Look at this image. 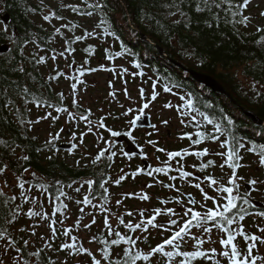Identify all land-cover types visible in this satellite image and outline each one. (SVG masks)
<instances>
[{
    "label": "trees",
    "instance_id": "1",
    "mask_svg": "<svg viewBox=\"0 0 264 264\" xmlns=\"http://www.w3.org/2000/svg\"><path fill=\"white\" fill-rule=\"evenodd\" d=\"M95 2L96 0H88V3ZM171 2L172 0H101V3L105 5L103 12H101L97 9L87 8L84 0H43V3L41 0H0V21L3 23L1 16L5 13H9L11 16L10 23L6 24L9 26L8 34L5 35L3 29H0V46L2 44L9 45L7 52H0V141L5 142L0 144V165L7 163L9 166L8 170L0 175V188H3L6 193L5 197H0V218L7 214L8 208L11 206V204L4 205L3 200L15 195L17 200L11 203L22 204L19 188L10 182L13 177L16 179L18 175L26 181V188L32 189L30 193L32 196H38L41 192L35 187L36 184L44 182L48 184L52 192H55V182L60 181V186L72 197L71 200L62 199L67 203L68 210H71L74 215H82L79 212L80 207L85 209L90 207L75 203L77 199H81L85 195H82V192L86 190L87 185L83 186L80 193L74 191L75 186L86 179L92 178L98 182L93 186L95 197L93 203L96 204L97 200L104 203L99 182L107 180L109 177L112 178L114 170V162L107 161L108 154L106 153L105 158L98 165H92V158H89L79 160L80 165L77 166V160L71 161L70 155L54 153L44 148L46 139H44L42 132L39 131L36 124L29 125L28 123L30 120H35L36 115L42 113V110H51L53 116H57L54 108L48 107L49 104L74 109L79 114H87L86 110L89 109H84L81 104H79L80 107L72 106L73 97L68 95L62 85V82L67 80L65 77H59L56 80L48 79L49 76L60 72L59 68L52 66V60L48 58L54 54L52 50L55 49L56 53H59L61 46L65 44V39L82 35L83 30L87 29L84 25L85 18L94 17L97 25L101 16H105L111 24L112 30L120 39L114 40L112 37L103 36L102 28H97L102 41L108 40V43L97 46L86 39L73 44L76 51L70 57L67 53L65 55L71 59V62L73 59L75 60L76 69L85 59L88 60L85 65L86 68H97L96 61L106 57L105 49L113 52L120 51V42L123 41L135 56L125 55L118 59L127 61L138 59L142 65L141 69L138 70L143 71L145 75L147 71H151L153 75L159 77L161 85L167 83L176 89L179 92L178 96L191 93L196 101L195 107L217 122L226 126V121H223L222 117L225 115L230 117L235 124L234 134L238 138H243L246 148L250 147L253 142L264 144V123H256L247 114V111L255 112L264 120V87H261L264 85V43H258L260 37L264 36V32L257 31L258 26L264 28V17L260 14L251 15L249 5L244 11V15H249L252 19L245 27L242 24L234 23L230 13L223 9L213 8L212 12L207 10L197 12V4L203 6L201 0H176L185 15L181 17L177 13L175 16H168L169 10L162 5ZM62 5L79 6V12H73L70 8ZM51 11H55L64 19L56 20L53 18L51 22L43 20V16ZM87 11H93V15L83 14ZM261 12H264V8ZM152 16L165 27L163 29L158 27L155 20L149 18ZM256 18L260 21L255 25L254 19ZM178 19L186 21L189 26L185 27L184 23L174 24L173 21ZM235 19H239V17ZM69 22L80 27L74 31L61 28L63 36L54 35L56 27L69 24ZM11 35L16 38L17 43L15 45L9 40ZM89 45L95 48L94 55L89 56L83 51ZM21 48L23 49V56L20 55ZM33 54H36L37 59L39 56H45L48 58L47 62L37 64L36 60L33 59ZM4 55H11L12 61L4 59ZM21 65L24 72L17 70ZM89 73L91 72H85V74ZM77 74L79 75L78 72ZM241 76L249 81L248 86L243 82ZM206 77L215 78L224 87L226 93L212 88L205 81ZM254 83L256 90H253L252 87ZM24 87L30 90L28 95L23 93ZM257 92L260 95H257ZM58 93L64 94L65 99L62 104L59 101ZM34 98L46 101L40 107L42 110L37 111L39 108L30 102ZM8 100L13 101V103L6 106ZM205 105H211V107H205ZM90 111L92 115L89 118L99 120L94 114L95 111H92L91 108ZM113 114H117V112ZM197 120H200L203 125L200 130L213 131V126L204 123L201 117H197ZM60 123V119L55 122L51 121V133L58 132ZM193 129L196 130L191 122L190 132L186 133H192ZM32 137H36V139H32ZM193 138L196 137L193 135ZM59 141H55V148H58L56 144ZM246 148L241 149L239 154L246 151ZM13 149H15L14 152ZM58 152H62L61 149H58ZM245 154H248V151ZM23 155H28L30 159L24 161L21 158ZM48 156H52V159H47ZM73 156L77 157L76 154ZM116 157H118V152ZM116 157L113 158V161ZM213 160L218 165L219 160ZM109 164H111L110 167ZM24 168H28L29 172L25 173ZM217 170L220 168L213 167L206 169L205 173H210L219 179L220 175L215 173ZM259 170L264 180V167L259 166ZM33 172L36 174L35 177L31 175ZM5 181H7L8 187H4ZM69 184H72V188L67 187ZM119 186L111 182L106 185L110 195L114 194L115 188ZM42 196L46 198V196ZM45 200L48 202L47 198ZM50 206L52 208V205ZM110 206L114 211L120 210L119 207H114L111 204ZM29 207L30 204H23L25 211ZM245 207L248 206L245 205ZM252 208H248V210L250 211ZM59 215L57 214L56 218ZM84 216L85 213L82 218ZM126 217L124 215L125 221ZM97 222H99L98 218L91 230L83 227L88 231L90 237L100 236L107 232V229L104 226H99ZM33 223V220L21 214L16 223L9 228V231L17 239L22 237L30 241L23 258L29 259L31 264H35L38 258L28 257L26 254L42 248L44 242L38 239V227L35 236H32L30 231L19 232L18 229L21 227L27 229ZM4 226L3 219H0V227ZM57 227L59 228L58 225ZM119 230L122 233L127 231L123 226H120ZM150 231L152 234L148 241L139 243V247L145 251L148 250L149 245L155 246L162 239L161 234L157 233L156 235L152 230ZM62 242H65L64 236L58 233L57 238L52 241L53 249L59 248ZM2 243L0 241V245ZM90 244L100 247L96 242ZM241 247H244V242ZM191 248L192 243L189 242L188 250ZM93 252L96 253V251ZM9 255L14 256L15 253L12 252ZM61 257L67 260V264H77L75 263V256L69 255L67 251L57 252L49 249H45L39 260L41 264H47L48 259L51 258L55 264H61L64 261L61 260ZM157 259L162 260L163 258L157 257ZM138 264H142V262H138ZM193 264H203V262L194 261Z\"/></svg>",
    "mask_w": 264,
    "mask_h": 264
},
{
    "label": "snow or ice",
    "instance_id": "2",
    "mask_svg": "<svg viewBox=\"0 0 264 264\" xmlns=\"http://www.w3.org/2000/svg\"><path fill=\"white\" fill-rule=\"evenodd\" d=\"M201 4H197L196 11L203 12L205 10L212 12L213 8L223 9L224 11L230 13L233 17L234 23H239L247 27L251 21L249 15H244V11L247 10L249 5L252 3V0H201ZM43 3V0H41ZM87 8L97 9L103 12L105 5L101 3V0H96L95 3H88V0H84ZM63 7L70 8L73 12H79V6L76 5H62ZM162 7L168 9V16H175L177 13L183 17L185 14L180 9V4L176 0H172L171 3L163 4ZM175 9V11H173ZM87 16H92L93 11H87ZM260 15L264 17V12H261ZM239 17V19H235ZM55 18L56 20H63L64 17L58 15L55 11L49 12L43 16V20L51 22ZM150 19L155 20V17H149ZM218 18V17H217ZM155 23L158 27L163 29V25L159 20H155ZM174 24L184 23L185 27H188L189 24L186 21L174 20ZM211 26V25H209ZM80 27L77 24L69 22V24H62L61 27H56L54 29V35L63 36L61 28H67L69 31H74L76 28ZM96 28H102V35L112 37L114 40H119V36L116 35L115 31L112 30L111 24L105 16H101L99 23L96 25ZM8 25H4L3 33L8 34ZM258 32H264V28L257 27ZM100 35L95 29L93 31H88L87 29L83 30L82 35H75L72 39H65V48L56 53V50L53 49L54 53L50 58L53 61L57 60V57H63L67 59L66 53L68 56H71L72 53L76 51L73 47L78 41H83L93 36ZM10 42L15 45L17 43L14 35L9 36ZM258 43H264V36L260 37ZM84 52L88 53L89 56L94 55L95 48L89 45L87 48L83 49ZM106 59L108 61H113L116 58L132 55L130 49L123 43L120 42V51H110L105 49ZM20 55L23 56V49H20ZM4 59L12 61L13 57L11 55H4ZM45 56H39L36 58V54H33V59L36 60L37 64H44L47 62ZM72 63H75L73 59ZM88 63V60L85 59L83 63L75 69L79 73V76H65L63 71L58 72L56 75L49 76V80H56L59 77H65L74 82L70 84L73 107H80L77 99V86L78 84H83L84 81L79 77L85 75V72H96L99 70L109 71L116 73V68H108L103 63L99 65L98 68H86L85 65ZM133 67L136 69H141L142 65L138 59L132 61ZM71 67V65H68ZM19 72H24V68L21 65L18 69ZM123 73H127V68H121ZM139 76H144V72L140 71L136 73ZM159 81H155L151 85L150 94H146L145 89L141 87L139 89V101L136 102L137 107L133 108L128 106L125 108V105L121 104L120 107L125 109L120 113L118 118H127V125L130 129H135L138 122H141L145 115H147L146 110L150 109L152 104L157 101L160 96V91L157 90ZM111 85V82H110ZM253 90H256V84L252 85ZM261 87H264L262 85ZM25 95H28L30 90L27 87L22 89ZM124 94L128 97L129 100H132V97L125 88ZM162 91L164 93H172L173 88L170 87L167 83L162 85ZM176 94V93H173ZM59 101L63 102L65 99L63 93L57 94ZM109 95L115 96V92H110ZM257 95H260L257 92ZM182 105L174 106L171 102H166L162 105V108L170 109L175 108V110L182 116H187L190 112L196 113V115L191 116L192 126L196 128L194 133H184L180 139H187L190 141L189 148H184L176 151H168L165 148L158 147L157 141L147 140L146 143L151 145L156 152L164 153L166 159L160 161V166H151L149 165L147 171L144 168L137 167L129 175L124 174V169H121V174L114 180L109 177L107 180H102L99 182V188L102 189L101 197L104 201L103 204L99 206V211L105 213L103 219V226L107 229L106 234L100 236H92L89 240V243L96 242L100 247L97 248L96 253L91 249L83 246V243L79 242V238L76 235H73V228L79 230L81 225L82 215L85 213V208L80 207L79 212L82 214L78 218L72 227L64 225V219L57 220L55 217L57 214H60L61 217L67 218L68 205L64 202V199L71 200L72 197L69 196L61 187V182L56 181L55 192H52L49 189L48 184L40 182L35 185L37 189H40V195L46 196L48 203L52 205L51 212L44 210V203L39 199V196H32L31 188H26V181L21 177L17 176L18 181L17 187L20 190L19 197L22 200V204H14L17 200L15 195L8 197L6 200H3L4 205H10L8 208L7 214L0 218L3 219L5 226L0 227V264H31L30 260L23 258L25 255V249L28 248L30 241L28 239H17L9 231V228L16 223L21 214L26 216L28 219L33 220L34 223L29 226V228L21 227L18 229L19 232L30 231L32 236L36 235V228L41 226V222L47 221V227L50 230V235L45 238L43 235L40 236V240L44 242V246L36 251L27 253L28 257L38 258L35 264H41L39 258L44 253L45 249L54 250L57 252L67 251L69 255L74 256H84L90 258L88 264H193L194 261L203 262V264H264V253L259 251V246H264V223L258 224L256 232H249L245 230L243 222L246 218V215L249 214L248 208L254 207L251 194L252 191L256 190L257 184H264V180H258L252 178L246 181L247 185L252 186L251 191L247 188L241 192V185L239 181L244 180V177L238 176L237 170L242 167L239 163L243 157L239 154L241 149H245L246 145L243 142V138H238L234 134V121L228 117L223 116V121H226V126L221 122H217L213 118H210L205 112L201 111L199 108L195 107L196 101L192 97L191 93L185 95H179ZM31 103L35 104L37 108L43 106L46 101L38 100L34 98ZM13 101L8 100L7 105H11ZM49 108H54L56 113H66L69 120L76 119V114L69 111L67 107L56 106L53 104L48 105ZM205 107H211V105H205ZM185 109L186 111H182ZM87 114H79V121H84L87 125V132H81L78 136L75 132L71 133L70 141L71 148L70 152L76 150L78 147L84 145V137L88 133L93 132L92 121L89 117L92 115L90 110H86ZM197 115L202 118V121L207 125L213 126L212 132H205L200 130L202 128V122L197 120ZM51 118L53 122L59 120V116H53L51 111H46L45 115L40 116L36 120L28 121L29 125H35L41 123V121L48 120ZM181 124L189 126L184 119H181ZM163 124L167 125L168 121H162ZM96 127L100 129H105L111 138H116L121 135H126L132 138L135 143V137L133 131L121 132L115 130L112 127H107L105 124V119L100 118L97 122ZM153 131H158V128L155 124L152 126ZM64 129H60L59 132L53 134L49 133V138L45 141L44 148L55 151V141L60 139V133ZM151 135V133H149ZM193 135L196 137L193 138ZM224 137V139H221ZM36 139V137H32ZM99 139H104V137H99ZM78 141V143H77ZM205 141H210L213 143L218 142L219 148L221 151L211 152L209 148L205 147L200 150H190L191 146L200 145ZM5 143L0 141V144ZM105 143L108 147L101 149L98 153L91 159L92 165H98L105 158L106 153L107 161L113 162V158L117 156V152L113 151L114 144L112 140H106ZM19 147V145H17ZM15 149H13V152ZM123 156L131 160L136 153L124 152L123 149L120 150ZM246 151L254 153L258 156V162L261 167H264V144H257L255 142L251 143L250 147L246 148ZM139 155L143 159H148L147 154L144 151L143 147H140ZM209 155L219 156L222 159V163L216 165V162L213 159H207L199 163L198 165H192L196 168L198 172L205 173L206 169L219 167L221 170L227 166L231 170L227 181L223 179H217L210 173H206L203 176H196L193 172L185 170L184 158L187 156H194L197 159L207 157ZM24 161H28L30 157L28 155H23L21 157ZM47 159L51 160L52 156H48ZM157 160L160 158L157 156ZM76 165H80V161H76ZM86 166V165H85ZM111 164H109V167ZM8 164L4 163L0 165V175H3L8 170ZM25 173L29 172L28 168H24ZM175 172L178 175H169L171 172ZM141 174H146L149 177L153 178V182L147 184L146 188H152L156 184H159L161 187L174 190L177 193V196L173 198H164L159 200V204L162 207H155L151 209H136V210H127L125 215L130 217L127 222L125 221L124 215H116L115 219L118 221L116 226H113L110 223V208L106 207L110 202L109 189L106 187L108 183H113L116 186L121 185L123 181L129 177L133 180ZM155 174H163L168 177L169 183H164V181L156 178ZM35 177V173H31ZM179 178L180 181L190 184L192 187L197 189L201 194V199L197 200L192 193H185L182 191L181 187H178L177 184L172 183ZM98 182L95 179L89 178L84 180L79 186L75 187L74 191L80 193L84 184L87 185V193L83 196L82 200L77 199L75 203L77 205L92 206L96 208V205L93 204L94 189L93 186ZM4 187H8L7 181L4 182ZM68 188H72V184L67 185ZM209 189L212 193L210 194ZM124 197H136L141 201H149L151 197L149 194L142 188L138 193L130 192L122 194ZM6 193L3 188H0V197H5ZM64 198V199H62ZM211 202V206L209 203ZM123 200H116L117 205H121ZM173 203L177 207H168L167 205ZM23 204H30L31 207L24 210ZM245 205L248 207L246 208ZM92 219L89 223L84 224L85 229L91 230L92 226L96 224V218L94 213H90ZM256 217L264 220V211H256L254 213ZM139 216V219L136 220V217ZM163 217V219H158ZM36 218H39L38 221ZM60 225V228L57 225ZM120 226H123L127 231L121 232L119 230ZM156 230L161 234L162 239L155 246L149 245L148 250L145 251L139 247V243L147 242L149 236H151L150 230ZM193 229H196L194 232ZM215 230L217 234V239H212L213 231ZM59 235L70 238L71 242H62L59 248L53 249L52 241L55 240ZM139 233V234H137ZM166 234V235H165ZM242 239L244 242V247L240 246L239 239ZM189 242L192 243L191 250H188ZM209 244L210 247L207 249L204 248L205 244ZM219 244L221 247L217 249L214 245ZM119 249V251H116ZM14 252V256L9 254ZM157 257L163 258L162 260L157 259ZM47 264H55V261L48 259ZM61 264H67V260L61 262Z\"/></svg>",
    "mask_w": 264,
    "mask_h": 264
},
{
    "label": "rangeland",
    "instance_id": "3",
    "mask_svg": "<svg viewBox=\"0 0 264 264\" xmlns=\"http://www.w3.org/2000/svg\"><path fill=\"white\" fill-rule=\"evenodd\" d=\"M264 8V0H254L251 4H250V11L249 13L251 15H257L260 14L262 9ZM259 19L256 18L254 19L255 25L259 23ZM96 20L95 18H85L84 19V25L87 28L88 31H93L95 29V31L98 33V30L96 28V24H95ZM4 27V23H2L0 21V29H3ZM91 43L96 44L97 46L100 45H105L106 43H108V40H104L102 41V38L100 35H96L93 36L92 38L88 39ZM65 48V44H63L60 48V50L62 51ZM53 55V54H51ZM50 55V56H51ZM70 57V56H69ZM67 57V59L63 58V57H57L56 61L52 60V66L54 68H59L60 71H63L65 73V75L67 76H73V75H77V72L75 71L76 66L74 65V63L71 62V59ZM97 63V68L99 67V65L101 63H103L106 67L108 68H116V73L114 74L113 72H109V71H103V70H99L96 72H91L89 74H85L82 77H79L81 80L84 81L83 84H78L77 86V94H76V99L78 101L79 104L82 105V107L84 109H89L91 108L92 111H97L101 114H108V113H114L117 112V114H113L114 118H118V114H120L122 111H124L125 109H122L120 107L121 104L125 105V108H127L128 106H131L133 108L137 107L136 102L139 101V89L141 87H143L145 89L146 94H150L151 92V85L153 82L155 81H159L158 83V87L157 90L160 91V96L158 97L157 101H155L152 106L150 107V109H148L149 113L152 114V116L156 119L159 120V126H158V131L159 132H163L164 136H166V131L167 129H169L172 133H174L175 131H177L178 128H182L183 124H181V119H184L187 122L191 121V116L192 115H196V113H189L187 116L182 117L176 110L175 108H170V109H165L162 108V105L166 102H171L174 106H178V105H182V101H180L179 96H178V91L176 89H173L172 93H164L162 91V85H161V81L159 79V77L157 75H153L151 71H147L146 75L144 76H139L136 73L140 72V70L136 69L133 67L132 61H127L124 59H118L116 58L113 61H108L105 57L100 58L98 61H96ZM68 65H71V67H68ZM121 68H127L128 72L127 73H123L121 71ZM241 79L243 80V82L247 85L249 83V81L244 78L243 76H241ZM74 82L70 79L64 80L62 82V85L65 89V91L68 93V95H71V88H70V84ZM111 82V85H110ZM248 86V85H247ZM127 89L128 93L130 94V96L132 97V100H129L128 97L125 96L124 94V89ZM110 92H115V96L113 97L112 95H109ZM176 93V94H173ZM72 96V95H71ZM73 97V96H72ZM42 110V108L37 109V111ZM46 111H51V110H42V113H40L39 115H36V119H38L40 116L45 115ZM70 112L76 114V119L74 120H69L67 117L66 113H63L60 115V113H56L55 115H58L60 118V125H59V130L60 129H71L72 132H75L78 136L80 135L81 132H87V125L84 121H79L78 117H79V113L76 112L74 109H69ZM182 111H186L185 109H182ZM97 112H94V114L100 119L102 118V116H99L100 114H97ZM120 117V115H119ZM197 117L199 118V116L197 115ZM92 121V125H93V132L92 133H88L85 137H84V145L82 147H78L76 150L71 151L70 150H62V152H58V148H55L56 150L53 151L54 153H63L65 155H77V159L76 160H86L89 158H93L96 155V151L100 150L102 147H106L108 146L105 141L109 140V139H105V137L103 136V132L101 131L100 128L96 127L98 120L89 118ZM167 120L168 123L167 125L163 124L162 121ZM51 118H49L48 120H44L41 121V123L36 124L39 131L42 132V135L44 137V139H48L49 138V133L52 132V124H51ZM76 125V129H73V126ZM127 127V118H120L117 121H114V124L112 125V128H116V127ZM58 130V132H59ZM71 132V133H72ZM62 136V139L64 137V139L61 141L62 143H68L70 144V136L71 135H66V130H64L63 132L60 133V137ZM99 137H104V139H99ZM175 140H177V136L174 137ZM78 143V141H77ZM209 147L211 149H217V151H221V149L219 148V143H216V145H209ZM78 152V154H77ZM120 151H118L119 153ZM247 151L242 152L240 155L243 157V159L241 160L240 164L242 165L241 170H237V174L238 176H242L244 177V180L239 181L240 185H241V192H243L245 190V183L247 180L252 179V178H256L258 180H263V177L260 175V170H259V162H258V156L257 155H253L251 153ZM118 158L121 159V164L119 163V165H117L114 168V173H113V177L116 179L120 174H121V169H124V174L127 175L128 171H130V173L135 169L134 166H137V162L136 160H129L128 158H124L123 154L118 155ZM218 165L221 164L223 161L221 159V157L218 156ZM72 161V160H71ZM195 163V162H194ZM194 163H191V165H194ZM196 165V163H195ZM140 166V165H139ZM192 169V168H191ZM215 173H217L218 175H220L219 179H223V181H227L229 175L231 174V170L228 169L227 167H224L223 170H217L215 171ZM10 182L12 183V185H17L18 181L13 177ZM127 183V182H126ZM81 183H78L75 187L79 186ZM181 184V183H180ZM179 184V185H180ZM86 185V184H84ZM115 185V184H114ZM264 184H257L255 187L258 189V192L255 191V197L259 198L260 200L264 201ZM13 187V186H11ZM10 187V189H11ZM263 187V188H262ZM134 188H138V190L140 191L142 188H145V185L140 182V185L135 186L132 182L129 184H125V186L121 187H117L115 188L114 191V196L113 199L111 201V203H108L107 205H105L106 207L110 208L111 213L110 215V223L113 226H116L118 221L115 219L116 215H125V212L127 210H136V209H147L148 204L146 202H138V203H133V206L130 209H120L119 211H114V209L110 206L113 205L114 207H122L121 205H117L116 204V200L118 199H122V194L127 193L130 190H133ZM8 189V188H6ZM138 191V192H139ZM210 194H214L211 192V190L209 189ZM87 193V187L86 190L82 192V195ZM253 193V191H252ZM252 195V194H251ZM39 199L44 203V210L47 212H51L52 208L49 205V203L45 200L46 198H44L42 195H38ZM201 196V195H200ZM83 198V197H82ZM81 198V199H82ZM94 204V203H93ZM103 204L101 200H97L96 208H93L92 206L87 207L85 209V216L81 219V225L79 230H76L75 228H73V235H76L79 238V242L82 243L83 242V246L86 248H90L92 251H97V246L94 244H90L89 240H90V235L87 233L88 231L85 230L83 228L84 224H87L90 222V220L92 219V215H90V213H94L95 214V218L99 219V222H97V224H99V226H103V219H104V215L105 213L99 211V206ZM31 207V205H30ZM83 216V215H82ZM81 215L80 214H72L71 210H68L67 212V218H63L60 215L56 218L57 220L60 219H64V225L72 227V225L74 224V222L80 218ZM39 218H36V220ZM131 219L130 217H128L126 219V222ZM139 219V216L136 217V220ZM47 221H43L41 222V226L38 227V234H39V241H40V236L43 235L45 238H47L50 235V230L47 227ZM243 223L245 230L249 231V232H256L257 231V225L264 223V220H262L259 217H256L254 215V220L253 221H243L241 222ZM59 228L60 225L58 224ZM254 231H251L253 230ZM156 235H157V231L156 230H152ZM193 231L195 232L196 229H193ZM34 238V237H33ZM32 238V240H33ZM65 241L67 242H71L70 238L68 237H64ZM212 239L215 240L217 239V234L215 232V230L213 231L212 234ZM239 239V238H238ZM242 239H239V243L240 246L242 245ZM217 249H219L221 246L217 243L214 245ZM208 247H210L209 244H205L204 248L207 249ZM259 251L261 253H264V246H259ZM61 260H64L63 257H61ZM90 260L89 257H87L86 255L84 256H75V263L77 264H88V261Z\"/></svg>",
    "mask_w": 264,
    "mask_h": 264
},
{
    "label": "flooded vegetation",
    "instance_id": "4",
    "mask_svg": "<svg viewBox=\"0 0 264 264\" xmlns=\"http://www.w3.org/2000/svg\"><path fill=\"white\" fill-rule=\"evenodd\" d=\"M95 112H97V111H95ZM97 113H99V112H97ZM146 113L150 115V119H151L152 124H155L157 126V128H158L159 120L154 118L152 116V114L149 113L148 110H146ZM99 114L102 116V118L105 119V124H106L107 127H112V125L114 124V121H117V120L120 119V118H117V117L114 118L112 113L111 114L110 113H108V114L99 113ZM119 115L120 114H118V117H119ZM190 123H191V121L187 122V124L189 126L183 125L182 128H178L177 131H175L174 133H172L169 129H167L166 136H164L163 132L161 133L159 131H153L152 127H148V128L147 127H135V129H130V128H128V126L127 127L124 126V127H116V128H113V129L119 130L122 133L125 132V131H133V135H134L135 141H136L135 144H136L137 148L140 150V147H143L144 151H145V153L147 154V157H148V159L145 160V159L140 157L139 153H136V155L132 158L133 160H136V162H137V166L135 165L134 168L136 169L137 167H140V168H144L145 171H147V168H148L149 165H151L153 167L160 166V161L165 160L166 156H165L164 153L156 152V150L151 145L147 144L146 141L149 140V139L155 140V141H157V146L158 147L165 148L168 151H176V150H181V149H184V148H189V146H190L189 140H187L186 138L185 139H180V137L184 133L189 131ZM73 129L74 130L76 129V125L73 126ZM64 130H66V135H71V132H72L71 129H64ZM101 131L103 132V136L105 137V139L112 140V142L114 144V147L112 149L113 151L118 152L121 149H123L124 152H127L126 151V143H119L117 141V137L116 138H111L110 134L105 129H101ZM195 131L196 130L193 129L192 133H194ZM149 133H151V135H149ZM175 136H177V140L174 139ZM63 139H64V137H63ZM63 139H62V136H61L60 139H59L60 141L56 144L57 147L59 146V144L62 143L61 141ZM216 143H218V142H216ZM216 143H213V142H210V141H205V142L201 143L200 145L191 146L190 150H200V149H203V148L207 147V148L210 149L211 152H218L217 149L215 150V149H211L209 147V145H216ZM106 147H108V146H106ZM70 148H65L64 150L67 151V150H70ZM119 153L122 154L121 151ZM119 153H118V155H119ZM107 154H110V153H107ZM157 156L160 158L159 160L156 159ZM124 158H127V157L124 156ZM209 158H213L215 160H219L218 156H215V155H209V156L201 158V159H197L194 156H187V157L184 158V161H183L184 166H185V170L193 172L196 176H203L206 173L198 172L196 168L192 167L191 163L195 162L196 165H198L199 163L202 162V160L206 161ZM76 159L77 158H75L73 155H70V160L75 162ZM120 161H121L120 158H118V157L115 158V160L113 161L114 162V168L117 165H119V163L121 164ZM145 161L147 162V164H145ZM113 173H114V171L112 172V178L114 180L115 178L113 177ZM129 174H130V171H128L127 175H129ZM169 175H178V174L173 171V172L169 173ZM155 176H156L157 179L164 181V183H169L170 182L168 180V177H166L163 174H155ZM126 182L129 183V184L132 182L135 186L140 185V182H142L146 186L147 184L153 182V178L147 176L146 174H141V175L137 176L135 180H133V179H131L129 177L128 179L123 181L119 187L122 188L123 186H125V184H127ZM172 183H175V184H177L178 187H181L182 191H184L185 193H189V192L192 193V195L195 196L197 200L201 199V196H200L201 194L199 193V191L197 189H195L194 187H192L190 184H186V183L180 181L179 178L176 181H172ZM144 190L151 197V199L149 201H141V200H139L136 197H127L126 198V197L122 196L121 200H123V203L121 205L122 207H119V208L120 209H124V208L125 209H130L133 206V203H138V202H146L148 204L147 209H151V208H155V207H162V205L159 204V200L160 199H164V198H173L174 199L177 196V193L174 190H170L168 188L161 187L159 184H156L152 188H146L145 187ZM138 191H139L138 188H134L133 190H130L127 193H130V192L138 193ZM255 191H253V193H252V195L250 197L251 199L252 198L259 199V198L255 197V195H254ZM256 192H258V190ZM113 196H114L113 194L110 195V202L109 203H111V201L113 199ZM208 203H209V206H211V202H208ZM167 206L168 207H177L178 208V206L173 204V203H170ZM256 211H264V209H261V208L260 209H255L253 207L250 211L248 210L249 214L246 215V218H245L244 221H249V222L253 221L254 220V213ZM127 218H128V216L126 217V219ZM158 219H163V217L158 218ZM251 231H254V229L251 230ZM242 243H243V241H242Z\"/></svg>",
    "mask_w": 264,
    "mask_h": 264
},
{
    "label": "water",
    "instance_id": "5",
    "mask_svg": "<svg viewBox=\"0 0 264 264\" xmlns=\"http://www.w3.org/2000/svg\"><path fill=\"white\" fill-rule=\"evenodd\" d=\"M1 20L3 21V23L8 24L11 21V16L9 13H5L1 16ZM9 49V45L8 44H2L0 46V52H7ZM205 81L212 86V88H214L217 91H220L222 93H226V90L224 89V87L213 77H206ZM248 116L255 121L256 123H264V120L260 118V116L258 114H256L255 112L252 111H247ZM153 124L151 122L150 119V115L147 114L144 116V118L142 119L141 122H138L136 127H151ZM117 141L119 143H126V151L129 153H139L140 150L137 148L136 144L133 142V140L126 136V135H121L119 137H117ZM71 144L68 143H61L59 144V148H70ZM145 164H147V162L145 161ZM245 188H247L249 191H251L252 186L247 185L245 183ZM252 203L254 205V208H261L264 209V202L259 200V199H255L252 198Z\"/></svg>",
    "mask_w": 264,
    "mask_h": 264
}]
</instances>
